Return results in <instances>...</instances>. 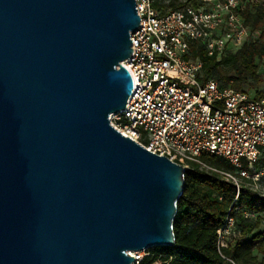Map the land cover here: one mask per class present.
Returning a JSON list of instances; mask_svg holds the SVG:
<instances>
[{
  "label": "water",
  "instance_id": "1",
  "mask_svg": "<svg viewBox=\"0 0 264 264\" xmlns=\"http://www.w3.org/2000/svg\"><path fill=\"white\" fill-rule=\"evenodd\" d=\"M135 0H0V264L173 246L185 167L122 135Z\"/></svg>",
  "mask_w": 264,
  "mask_h": 264
},
{
  "label": "built area",
  "instance_id": "2",
  "mask_svg": "<svg viewBox=\"0 0 264 264\" xmlns=\"http://www.w3.org/2000/svg\"><path fill=\"white\" fill-rule=\"evenodd\" d=\"M247 1L197 0L161 11L153 0H135L139 26L130 33L132 54L122 62L133 93L124 109L109 116L115 129L148 151L185 168L187 161L200 163L235 184L232 206L216 230L227 264H240L221 253L240 235L233 213L240 184L264 196V96L220 87L213 79L202 82V62L191 56V45L201 44L217 59L238 49L251 34L239 15ZM202 152L228 159L234 172L203 164ZM133 256L137 264L143 255Z\"/></svg>",
  "mask_w": 264,
  "mask_h": 264
},
{
  "label": "trees",
  "instance_id": "3",
  "mask_svg": "<svg viewBox=\"0 0 264 264\" xmlns=\"http://www.w3.org/2000/svg\"><path fill=\"white\" fill-rule=\"evenodd\" d=\"M196 2L169 0L165 5L162 0H153V6L175 10ZM239 15L251 34L238 49L217 59L194 42L191 56L202 62V82L213 79L220 87L243 91L247 88L257 98L264 96V90L257 89L263 81L257 60L264 58V0H248ZM254 33L257 37L251 38ZM199 160L209 167L234 172L232 164L222 156L202 152ZM186 165L184 188L173 221L174 245L149 247L137 264H227L217 248L216 230L232 206L235 184L200 163L187 161ZM237 204L239 209L233 213L240 235L231 246L222 248L221 253L240 264H264V196L242 183ZM241 208L255 216L244 217Z\"/></svg>",
  "mask_w": 264,
  "mask_h": 264
},
{
  "label": "rangeland",
  "instance_id": "4",
  "mask_svg": "<svg viewBox=\"0 0 264 264\" xmlns=\"http://www.w3.org/2000/svg\"><path fill=\"white\" fill-rule=\"evenodd\" d=\"M162 2L165 5H167L169 0H162ZM160 9L163 10V11H166L168 9V6H164V7L160 8ZM256 37H257V33H254L251 36V38H256ZM257 63H258V71L263 76V81L257 86V89L258 90H264V58L257 60ZM246 91L252 94V92L249 89H247V88H246ZM262 227H264V223H263ZM139 253L141 255H145L146 254V250L139 251Z\"/></svg>",
  "mask_w": 264,
  "mask_h": 264
},
{
  "label": "bare ground",
  "instance_id": "5",
  "mask_svg": "<svg viewBox=\"0 0 264 264\" xmlns=\"http://www.w3.org/2000/svg\"><path fill=\"white\" fill-rule=\"evenodd\" d=\"M129 254H130V255H134V254H135V252H133V251H130V252H129Z\"/></svg>",
  "mask_w": 264,
  "mask_h": 264
}]
</instances>
